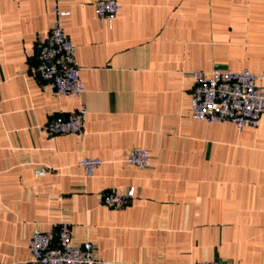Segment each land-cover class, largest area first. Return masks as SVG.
<instances>
[{
    "label": "crops",
    "instance_id": "obj_1",
    "mask_svg": "<svg viewBox=\"0 0 264 264\" xmlns=\"http://www.w3.org/2000/svg\"><path fill=\"white\" fill-rule=\"evenodd\" d=\"M94 1L0 0V264H34L29 236L62 221L103 260L264 264V112L237 130L190 105L195 69L264 71V0H115L111 27ZM54 7L68 12L80 97L32 73ZM81 107L82 136L47 132ZM136 147L146 168L125 161ZM83 156L102 160L90 177ZM130 187L128 205L101 203Z\"/></svg>",
    "mask_w": 264,
    "mask_h": 264
},
{
    "label": "built area",
    "instance_id": "obj_2",
    "mask_svg": "<svg viewBox=\"0 0 264 264\" xmlns=\"http://www.w3.org/2000/svg\"><path fill=\"white\" fill-rule=\"evenodd\" d=\"M96 16L100 23L112 26L120 5L115 0H95ZM47 36L36 43V65L32 73L46 82L55 95L80 97L84 84L79 76L75 49L63 29L62 18L66 11L53 8ZM191 117L204 123L231 122L237 130L244 127L257 128L264 112V71L255 73L248 68L233 70L213 65L209 70L195 69L191 72ZM81 107L67 117L49 120V134H84V116ZM125 161L138 168L149 165V152L144 147L130 149ZM99 157L83 156L78 160L85 177H90L101 165ZM134 197V188L126 191L110 188L101 197L107 207L128 205ZM71 226L67 221L58 224L56 230L35 229L29 236L27 248L34 264H131L124 261L103 260L97 257L95 244L85 240L80 244L71 241ZM197 264H228L221 260H205Z\"/></svg>",
    "mask_w": 264,
    "mask_h": 264
}]
</instances>
